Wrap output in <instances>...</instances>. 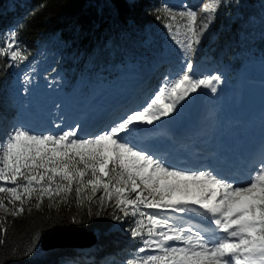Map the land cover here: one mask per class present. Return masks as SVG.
Listing matches in <instances>:
<instances>
[{
    "label": "snow or ice",
    "instance_id": "1",
    "mask_svg": "<svg viewBox=\"0 0 264 264\" xmlns=\"http://www.w3.org/2000/svg\"><path fill=\"white\" fill-rule=\"evenodd\" d=\"M227 3L155 10L179 47L180 70L163 78L145 106L101 133L81 137L79 125L58 133L24 127L7 133L0 140V212L6 214L0 219L23 213L33 199L37 208L45 197L67 201L73 190L78 205L90 206L99 192L101 208L112 207L113 219L133 218L128 231L139 246L126 264H264V157L239 183L208 165L175 167L130 140L140 126L171 118L199 90L217 92L221 76H198L191 55ZM18 35L10 29L0 36V57L10 66L28 58ZM0 232L6 233L4 223Z\"/></svg>",
    "mask_w": 264,
    "mask_h": 264
},
{
    "label": "trees",
    "instance_id": "2",
    "mask_svg": "<svg viewBox=\"0 0 264 264\" xmlns=\"http://www.w3.org/2000/svg\"><path fill=\"white\" fill-rule=\"evenodd\" d=\"M159 8V0H0V36L10 29L16 30L27 60L41 45L52 42V50L65 57L64 64L69 65L76 54L84 53L86 66H91L88 73L104 72L126 56L147 55L141 34L147 26L161 21L154 15ZM261 12L264 0H229L215 16L212 35L204 44L206 53L236 65L247 56L263 52ZM239 51L243 53L236 61ZM18 66H10L9 61L0 57V105L5 103L10 78ZM100 194L90 206L87 202L78 205L74 190L67 201L59 197L49 201L45 197L39 208L33 199L24 205L23 213L16 217L7 215L6 221L0 219L6 228V233L0 232L4 240L0 244V264H63L68 260L80 264H123L131 259L126 254L127 242H133V248L137 243L130 234L111 229L116 221L124 222L125 218L113 219L112 207L101 208ZM115 214L123 217L118 211ZM5 215L0 212V218ZM128 218L130 227L133 218ZM70 224L84 225L95 232V250L90 255L82 258L74 248H40L42 233L47 228Z\"/></svg>",
    "mask_w": 264,
    "mask_h": 264
},
{
    "label": "rangeland",
    "instance_id": "3",
    "mask_svg": "<svg viewBox=\"0 0 264 264\" xmlns=\"http://www.w3.org/2000/svg\"><path fill=\"white\" fill-rule=\"evenodd\" d=\"M195 3L200 2L201 0H194ZM167 4L174 10H180L184 7H188L185 3L184 0H159V6L162 8L163 5ZM261 5V4H260ZM199 6V4H198ZM198 8V7H197ZM263 8L261 7V11ZM216 16V15H215ZM262 18L264 21V12L262 13ZM215 20V19H214ZM214 24V21L210 25L209 29L206 31V34L203 36V41H209L211 35H212V26ZM173 31H175V27L173 28ZM143 38L142 45L145 48L147 55L149 57H152L154 54H157L158 52L161 51H171L170 49L174 48L176 49L178 45L173 41L172 37L169 35L168 29L165 28L164 23L161 21L157 22L156 24L147 26L145 30L143 31V34H141V39ZM177 39H183L182 35H178ZM202 40V39H201ZM201 42V43H202ZM196 45L195 48L197 51L200 48V45ZM172 45V46H171ZM171 46V47H170ZM54 48L52 42L46 43V45H41L40 49L34 53L31 56L30 62L40 70L41 74H44L42 70V66H50V68L47 70L46 73V79L45 83L47 84L48 87L52 88H58L60 85H62V82L65 84V91L69 90V93L74 91V93H77L83 89L82 84L88 79V75L91 76V78H96L97 75H99V72H91L92 74H88V69L91 70V66L87 65V60L85 59V54H76L75 57L69 62L68 64H64L63 60L65 57L63 54L59 53L58 51L52 50ZM159 49V50H158ZM194 51V52H195ZM243 51H239L238 54L235 56L236 61L237 58L239 57L240 54H242ZM144 57V54H139L137 56H134L131 58V56H126L125 59H123L120 63H117L115 67H107L106 71L108 69H111V71H116L117 68H119V65L121 64H133L138 61V59ZM203 60H207L210 63L207 64V69H210L212 65L220 66V72H225V70H228L231 67L230 63H227L226 61H223L222 57H219L217 59H213L209 56V51L206 53V51H202V53L199 55ZM182 61V58H180ZM85 61V62H84ZM180 61V62H181ZM246 63H245V62ZM241 62L239 67L233 68L231 71V76H233L236 79V86L235 90L233 92V98L236 99L237 96V80L238 76L240 75L239 72L241 68H247L251 71V78L253 77H260L262 75V71L264 70V50L263 52H259L257 54H252L251 56H247L246 59ZM28 62V61H27ZM25 62V63H27ZM24 63V64H25ZM94 71V70H93ZM219 72V73H220ZM216 72L208 73L207 75H215L219 74ZM222 75V74H221ZM98 78V77H97ZM222 82H226V77L222 75ZM122 79V78H120ZM61 82V83H60ZM224 84V83H221ZM203 90V89H202ZM221 91V90H220ZM231 90H229V93ZM70 94L68 95L69 98ZM220 95L218 94V97ZM9 100V99H7ZM229 102V100H227ZM8 102V101H7ZM6 102V104H8ZM10 109V107H8ZM6 109V110H8ZM10 130V129H9ZM11 131H8V133ZM47 133V132H46ZM6 138L5 135L1 134L0 135V140H4ZM129 218H125L124 222L128 223ZM122 221L119 222L118 226L121 227ZM132 223V222H130ZM112 230H118L115 227L111 228ZM120 230L123 231V233H126V228H121ZM137 245L136 247H132L133 242H127V245L129 246L127 250V255H130L132 257L133 253L135 252V249L139 246V242L136 241ZM76 251L81 254L82 258L84 255H90L95 249H94V244L91 246L87 247H79V248H74ZM87 257V256H86ZM63 264H80L77 261H66ZM106 264H115L114 262H108ZM126 264V263H124Z\"/></svg>",
    "mask_w": 264,
    "mask_h": 264
},
{
    "label": "bare ground",
    "instance_id": "4",
    "mask_svg": "<svg viewBox=\"0 0 264 264\" xmlns=\"http://www.w3.org/2000/svg\"><path fill=\"white\" fill-rule=\"evenodd\" d=\"M189 6L192 8H197L200 2L195 3L194 0H187ZM203 41V37L201 42ZM200 42V43H201ZM172 46V45H171ZM170 46V47H171ZM159 50V49H158ZM171 51H161L157 54H154L152 57L147 58L148 60H152L153 64L157 67H164L168 65H172L173 73H178L181 67V60L182 55L180 53L179 47L176 49L172 48ZM198 55V53L193 52L191 55V59ZM146 59V60H147ZM145 59L140 58L138 62H141ZM203 60V58H201ZM145 64H148L144 61ZM153 67V65H151ZM196 66V64H195ZM216 67V65H215ZM154 68V67H153ZM212 73L208 69H204L202 73L198 74V76H205L206 74ZM156 71L154 72L153 76H155ZM248 82L249 86L245 89L242 86V90L240 91L239 97L236 101H231V104L227 107H224V110L219 112L218 117L215 119L213 126L221 127L225 132H232L233 136L231 138L232 143H237L239 137V128L242 126V122H252L256 123L258 121V115L261 114L262 108L264 107V79H258V77H253L249 79ZM246 83V82H245ZM153 82L146 84L143 87L145 91V100L147 101L153 94L157 91H153ZM221 90V91H220ZM225 92L223 84L217 85V92L211 93L210 90L203 89L200 92V99L202 101V108L203 113L208 115L210 121L213 120L214 115H216V111H219V108L215 106L217 95H221ZM194 94H192L191 98L188 99L186 102H182V107H179V110L173 114L172 117L176 118L183 114H188V107L193 103ZM187 115V116H188ZM167 120L164 119L163 121ZM161 121V122H163ZM85 248V247H84Z\"/></svg>",
    "mask_w": 264,
    "mask_h": 264
},
{
    "label": "water",
    "instance_id": "5",
    "mask_svg": "<svg viewBox=\"0 0 264 264\" xmlns=\"http://www.w3.org/2000/svg\"><path fill=\"white\" fill-rule=\"evenodd\" d=\"M201 90L194 95L195 103L191 110L193 115H196L201 108ZM95 241V232L87 229L84 225H53L42 233L40 248L42 250H48L53 248L67 249L87 247L93 245Z\"/></svg>",
    "mask_w": 264,
    "mask_h": 264
}]
</instances>
